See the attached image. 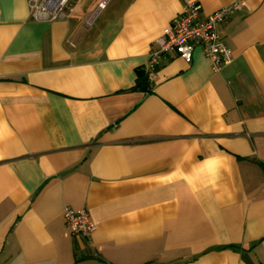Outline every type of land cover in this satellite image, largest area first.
I'll list each match as a JSON object with an SVG mask.
<instances>
[{
    "label": "crops",
    "instance_id": "crops-1",
    "mask_svg": "<svg viewBox=\"0 0 264 264\" xmlns=\"http://www.w3.org/2000/svg\"><path fill=\"white\" fill-rule=\"evenodd\" d=\"M72 0L68 18L0 0V264H264V0L218 32L232 60L165 54L185 0ZM84 208L89 237L64 212Z\"/></svg>",
    "mask_w": 264,
    "mask_h": 264
},
{
    "label": "built area",
    "instance_id": "built-area-1",
    "mask_svg": "<svg viewBox=\"0 0 264 264\" xmlns=\"http://www.w3.org/2000/svg\"><path fill=\"white\" fill-rule=\"evenodd\" d=\"M105 0L97 7L85 14V24L91 25L100 10L105 7ZM182 12L164 27L155 38L156 48L150 50L148 61L144 66L149 83H153L156 76V66L161 57L169 53H177L185 60H190L196 46L201 47L214 68L232 60L231 51L223 42L221 34L216 28L239 6L238 2L226 4L212 13L201 16V6L196 0H185ZM74 10L72 0H29V16L35 20L53 21L68 18ZM66 226L72 234L89 237L95 230V222L84 208L71 209L67 207L63 213Z\"/></svg>",
    "mask_w": 264,
    "mask_h": 264
},
{
    "label": "trees",
    "instance_id": "trees-1",
    "mask_svg": "<svg viewBox=\"0 0 264 264\" xmlns=\"http://www.w3.org/2000/svg\"><path fill=\"white\" fill-rule=\"evenodd\" d=\"M137 80L136 83H134V89H139L145 91V92H150L152 91V84L149 83V80L147 78L146 72L144 69L137 70Z\"/></svg>",
    "mask_w": 264,
    "mask_h": 264
},
{
    "label": "rangeland",
    "instance_id": "rangeland-1",
    "mask_svg": "<svg viewBox=\"0 0 264 264\" xmlns=\"http://www.w3.org/2000/svg\"><path fill=\"white\" fill-rule=\"evenodd\" d=\"M92 9H94V8H91L90 11H91Z\"/></svg>",
    "mask_w": 264,
    "mask_h": 264
}]
</instances>
